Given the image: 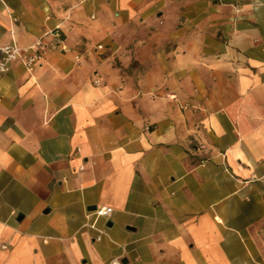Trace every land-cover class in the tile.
<instances>
[{
    "label": "crops",
    "instance_id": "1",
    "mask_svg": "<svg viewBox=\"0 0 264 264\" xmlns=\"http://www.w3.org/2000/svg\"><path fill=\"white\" fill-rule=\"evenodd\" d=\"M228 3L129 81L97 47L156 1L0 0V43L67 46L0 76V264H264V0Z\"/></svg>",
    "mask_w": 264,
    "mask_h": 264
},
{
    "label": "rangeland",
    "instance_id": "2",
    "mask_svg": "<svg viewBox=\"0 0 264 264\" xmlns=\"http://www.w3.org/2000/svg\"><path fill=\"white\" fill-rule=\"evenodd\" d=\"M154 1L157 4L146 11L145 22L118 25L114 40L97 47L106 55L118 53L114 65L129 81L147 76L151 69L161 75L163 64L171 60L180 47L193 55L197 50L209 56L210 51L226 43L227 23L233 17L228 0ZM166 94L172 96L169 92Z\"/></svg>",
    "mask_w": 264,
    "mask_h": 264
},
{
    "label": "built area",
    "instance_id": "3",
    "mask_svg": "<svg viewBox=\"0 0 264 264\" xmlns=\"http://www.w3.org/2000/svg\"><path fill=\"white\" fill-rule=\"evenodd\" d=\"M51 39L45 41L44 37H40L37 41L28 47H21L15 42L0 43V76L8 72L12 63L17 59H22L28 69H33L41 59L44 57L48 48H61L67 50L64 43L63 32L60 28L50 31ZM102 47V45H100ZM96 83L101 82L100 78L95 79ZM112 207L99 206L96 208L95 213L97 216H107L111 214ZM101 239V235L98 237ZM113 264H120L114 261Z\"/></svg>",
    "mask_w": 264,
    "mask_h": 264
}]
</instances>
